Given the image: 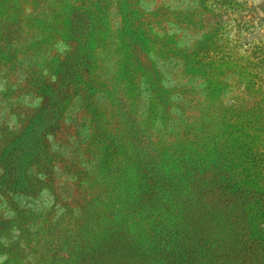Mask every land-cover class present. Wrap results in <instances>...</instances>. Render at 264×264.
I'll use <instances>...</instances> for the list:
<instances>
[{"label": "rangeland", "instance_id": "1", "mask_svg": "<svg viewBox=\"0 0 264 264\" xmlns=\"http://www.w3.org/2000/svg\"><path fill=\"white\" fill-rule=\"evenodd\" d=\"M261 59L264 0H0V139L34 114L55 119L47 166L20 159L39 191L0 194V264H12L9 242L26 255L55 237L49 226L101 215V162L121 163L131 144L169 160L264 158Z\"/></svg>", "mask_w": 264, "mask_h": 264}, {"label": "trees", "instance_id": "2", "mask_svg": "<svg viewBox=\"0 0 264 264\" xmlns=\"http://www.w3.org/2000/svg\"><path fill=\"white\" fill-rule=\"evenodd\" d=\"M251 67L264 86V59ZM251 104L250 110H259ZM54 120L34 114L21 133L0 139V194L39 191L43 179L27 174L20 159L47 166L53 153L42 134ZM131 145L121 163L101 162V215L87 208L74 227L49 226L55 237L26 255L9 242L8 250H16L12 264H264V158L169 160ZM79 174L73 173V182H80ZM74 202H63L66 211ZM18 212L32 218L30 211ZM8 223L0 214L1 233ZM22 232L26 242L33 239Z\"/></svg>", "mask_w": 264, "mask_h": 264}]
</instances>
